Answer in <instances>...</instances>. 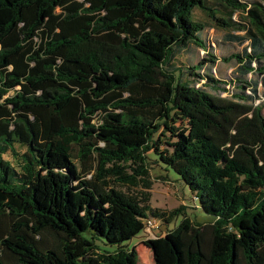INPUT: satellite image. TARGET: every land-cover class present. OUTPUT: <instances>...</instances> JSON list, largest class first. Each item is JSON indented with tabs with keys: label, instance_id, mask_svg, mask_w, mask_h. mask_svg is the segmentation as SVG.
Masks as SVG:
<instances>
[{
	"label": "trees",
	"instance_id": "16d2710c",
	"mask_svg": "<svg viewBox=\"0 0 264 264\" xmlns=\"http://www.w3.org/2000/svg\"><path fill=\"white\" fill-rule=\"evenodd\" d=\"M263 109L264 0H0V264H264Z\"/></svg>",
	"mask_w": 264,
	"mask_h": 264
},
{
	"label": "rangeland",
	"instance_id": "374dc122",
	"mask_svg": "<svg viewBox=\"0 0 264 264\" xmlns=\"http://www.w3.org/2000/svg\"><path fill=\"white\" fill-rule=\"evenodd\" d=\"M195 14L197 16L200 15V13L197 11L195 12ZM204 33L206 37L212 40L211 47L214 48L213 51L216 56L219 57V56H222L228 53L229 51H233L234 48L230 46L225 45L221 47L217 44L216 40H220L223 37V34L221 31H218L214 28H209V29H206V32ZM189 55H193V57L190 58ZM201 57H206L203 51L198 50V49H192L191 51L180 55L178 60H179V63L180 62L186 63V64L188 63L187 65H190L189 63L196 62ZM215 68H217V70H220L222 72H230L233 69V66L225 63L224 61H219L217 65L214 66V69ZM6 158H9V157L6 156ZM164 174H165V171L161 170L158 166H156L155 169L151 170L152 183H151L150 189L148 190L150 205L152 207H156L164 211H169L171 209L178 208L180 206H186L185 210L187 211V215L191 219L199 221V222L209 221L210 216L203 213L198 207L196 209H192L191 207H189L190 205L193 204L192 192L179 179L178 175L175 174L171 170L168 173L170 178L161 177ZM139 190H140L139 188H135V189L128 190L126 192L134 191V193H136ZM111 212L113 214V217L114 218L116 217L115 219H120L117 212L115 211H111ZM123 214L124 213H122L121 216H123ZM179 221H180V217L175 220H172L168 224V228H172L173 225L178 223ZM166 227L167 225L162 224L160 230L159 229H154L151 231L149 230L145 238H153L158 235H162L166 231ZM141 235L142 234L139 233L125 243H127L128 246L130 247L135 246V249L138 255L139 264H155L151 250L142 243L143 236ZM103 247L106 249H110V250L115 248L114 246H109V245H106Z\"/></svg>",
	"mask_w": 264,
	"mask_h": 264
},
{
	"label": "built area",
	"instance_id": "2783aa9c",
	"mask_svg": "<svg viewBox=\"0 0 264 264\" xmlns=\"http://www.w3.org/2000/svg\"><path fill=\"white\" fill-rule=\"evenodd\" d=\"M154 227H155V222L153 220H148L147 227L145 229L146 233H148L149 230L151 231L152 228H154Z\"/></svg>",
	"mask_w": 264,
	"mask_h": 264
},
{
	"label": "crops",
	"instance_id": "0c3cea01",
	"mask_svg": "<svg viewBox=\"0 0 264 264\" xmlns=\"http://www.w3.org/2000/svg\"><path fill=\"white\" fill-rule=\"evenodd\" d=\"M263 111H264V109H263Z\"/></svg>",
	"mask_w": 264,
	"mask_h": 264
}]
</instances>
